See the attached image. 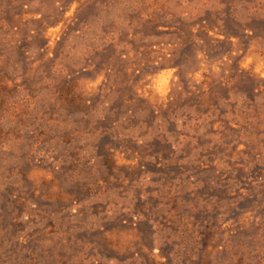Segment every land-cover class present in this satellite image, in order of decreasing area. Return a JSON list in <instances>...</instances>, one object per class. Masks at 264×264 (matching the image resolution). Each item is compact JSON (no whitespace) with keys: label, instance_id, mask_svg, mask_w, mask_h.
I'll list each match as a JSON object with an SVG mask.
<instances>
[{"label":"rangeland","instance_id":"rangeland-1","mask_svg":"<svg viewBox=\"0 0 264 264\" xmlns=\"http://www.w3.org/2000/svg\"><path fill=\"white\" fill-rule=\"evenodd\" d=\"M0 264H264V0H0Z\"/></svg>","mask_w":264,"mask_h":264}]
</instances>
